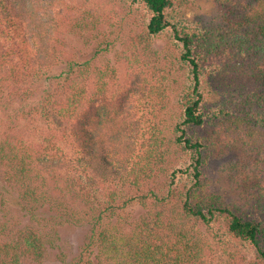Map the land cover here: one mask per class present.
<instances>
[{"label":"trees","instance_id":"obj_1","mask_svg":"<svg viewBox=\"0 0 264 264\" xmlns=\"http://www.w3.org/2000/svg\"><path fill=\"white\" fill-rule=\"evenodd\" d=\"M46 1L0 0L3 103H15L44 126L36 145L13 133L0 136L6 184L33 208L48 204L76 224L88 222L79 263L97 250L101 264H205L211 247L202 230L221 224L253 249L246 264H264V221L210 192L201 172L206 153H249L248 161L229 166L228 181L245 207L264 209V167L249 174L264 162V0H219V23L200 29L177 28L168 18L169 0H119L129 8L140 2L147 19L106 31L92 57L69 61L56 74L63 52L47 10L63 0ZM114 2L101 0L87 11L86 26L108 24L113 9L106 8ZM19 22L25 37L16 40ZM167 29L172 38L154 48ZM106 57L114 64L95 65ZM208 94L216 97L210 116ZM61 171L64 192L47 183ZM181 177L191 184L180 185ZM75 201L86 209L78 211ZM133 204L144 213L131 222L119 218ZM115 217L120 224L109 225ZM46 244L33 227L0 235V264L41 263Z\"/></svg>","mask_w":264,"mask_h":264},{"label":"rangeland","instance_id":"obj_2","mask_svg":"<svg viewBox=\"0 0 264 264\" xmlns=\"http://www.w3.org/2000/svg\"><path fill=\"white\" fill-rule=\"evenodd\" d=\"M101 0H63L47 10V13L52 16L53 34L61 51L63 52L62 63L59 69L55 70V74L64 69L69 61L74 59H89L95 52L98 42L101 41L103 34L107 32H122L129 25L136 27L147 19V13L143 10L140 2L132 3L130 1V8L122 4L121 1L115 0L112 5L106 8L113 9L108 18V24H103L101 29L93 28L89 24L86 26V20L89 19L87 11L95 10L101 6ZM171 2L167 14L169 20L177 28H209L216 26L222 16V8L218 5L219 0H169ZM49 1L44 2L47 5ZM44 16V13H41ZM16 29L17 35L14 36L16 40L20 37H25V23L19 22ZM25 25V26H24ZM22 27V28H21ZM172 38L170 29L165 30L160 36L155 38L154 48H162L168 39ZM97 67L105 66L107 63L114 64L113 57L99 58L95 62ZM109 64V65H110ZM119 68V66H118ZM121 70V67H120ZM178 79L190 85V78L188 77ZM5 95L0 94V136L4 137L6 134L17 136L21 139L23 144L36 145L40 144V131L44 127L37 119L38 117L28 116L18 111L19 106L15 103L5 105ZM179 99L174 96L172 103L174 104L173 117L179 121L176 113ZM215 95H206L207 103L205 105V112L210 116L209 112L213 108ZM203 129L197 131L202 134ZM249 156L250 154L246 152ZM228 153L227 155L205 154L207 159L201 168L202 176L208 186V190L214 194L219 195L225 203L241 208L246 217L255 218L257 221H264V209H254L245 207L244 196L240 195L238 191L231 187L228 181L229 166L237 161H248L247 155ZM264 160V157L261 158ZM251 161L254 162L253 158ZM189 161L183 163V168L189 166ZM241 167V166H240ZM264 167V162L261 165L254 164V167L249 171V174L254 175L257 169ZM59 175V176H58ZM58 175L47 178V183L51 189L60 188L65 191L67 183L65 182L64 172H59ZM191 182L187 177H181L180 185L188 186ZM73 192L67 197L72 199ZM264 202V201H263ZM78 211H83L85 206L78 201L73 203ZM144 209L133 204L128 206L119 214V218L123 221H133L139 218ZM70 216L69 212L59 211L54 206L44 205L41 208H33L29 204H25L19 198L17 191L6 184L3 174L0 172V235L14 234L17 231L26 227H33L42 233L47 239V255L41 263L31 264H88V260L92 264H101L100 259L94 254L83 255L82 262H78L83 253V246L87 243L90 226L88 222L84 224H76ZM122 222V221H121ZM109 225H119V219L115 217L108 222ZM124 223V222H123ZM203 235L208 239L211 250L206 258L205 264H241V259L248 260L255 257V253L251 247L246 243L236 242L232 240L225 231L223 225L216 224L209 230L204 229ZM233 254V256L231 255ZM104 263V262H103Z\"/></svg>","mask_w":264,"mask_h":264}]
</instances>
